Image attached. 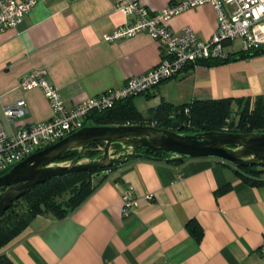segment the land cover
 Instances as JSON below:
<instances>
[{
    "label": "crops",
    "instance_id": "obj_1",
    "mask_svg": "<svg viewBox=\"0 0 264 264\" xmlns=\"http://www.w3.org/2000/svg\"><path fill=\"white\" fill-rule=\"evenodd\" d=\"M178 1L140 0L152 13ZM115 5V0H46L18 28L0 35L2 106L25 100L29 112L21 124L52 117L40 88L21 87L35 70L45 69L73 106L119 89L161 63V47L147 34L104 40L128 20ZM165 26L177 36L190 29L209 42L219 23L215 8L206 4ZM257 97L264 100V55L191 68L134 98V105L150 118L162 105L177 109L198 100ZM117 151L114 147L112 154ZM235 169L217 159L133 160L98 174L100 186L64 220L37 217L0 249V257L14 264H264V167L259 185L246 184ZM225 186L230 190L219 194ZM129 188L138 206L125 217L123 194ZM191 221L203 229L200 241L188 229Z\"/></svg>",
    "mask_w": 264,
    "mask_h": 264
},
{
    "label": "built area",
    "instance_id": "obj_2",
    "mask_svg": "<svg viewBox=\"0 0 264 264\" xmlns=\"http://www.w3.org/2000/svg\"><path fill=\"white\" fill-rule=\"evenodd\" d=\"M46 0H0V35L16 29L39 3ZM116 9L127 22L104 36L108 43L147 34L161 47L162 61L153 70L133 78L119 89L102 93L77 105L68 106L59 90L50 83L47 71H33L21 82L24 90L40 88L52 108V117L36 124L20 122L29 110L25 100L2 106L0 96V173L8 172L30 156L39 153L90 125L94 111L111 109L120 101L146 94L163 82L181 77L188 68L208 59L226 60L235 51H248L264 45V0H180L158 13H152L140 0H115ZM211 4L218 16V30L209 42H202L190 30L172 34L165 23L190 9ZM240 41L241 48L235 50ZM150 199V198H149ZM138 206L133 189L123 194L122 214L128 217ZM264 258V245L261 248Z\"/></svg>",
    "mask_w": 264,
    "mask_h": 264
},
{
    "label": "trees",
    "instance_id": "obj_3",
    "mask_svg": "<svg viewBox=\"0 0 264 264\" xmlns=\"http://www.w3.org/2000/svg\"><path fill=\"white\" fill-rule=\"evenodd\" d=\"M264 55V45L248 51H235L228 59H208L199 66L214 68L225 66L236 61L248 60ZM190 67L187 69H191ZM88 120L91 126H146L171 130L180 133L195 134L203 132L229 133H264V100L261 97L253 99H222L195 101L182 108L162 105L154 111L153 116L146 118L134 105V98L117 103L111 109L92 112ZM156 122V123H155ZM103 143L90 146L84 153L82 160H93L100 156ZM118 150L119 147H116ZM139 153L163 159L166 155L149 150H139ZM78 157V152L62 157L58 162L72 161ZM183 162V161H182ZM178 164L181 162H171ZM225 163V162H224ZM229 164V163H225ZM231 165V164H229ZM232 166V165H231ZM236 167L235 173L246 184H261L259 168ZM114 167L107 170H113ZM107 170L97 172H81L61 179H54L37 186L27 193L0 218V249L20 236L26 228L39 216L52 215L57 220H64L79 208L100 186L95 177ZM7 172L0 173V177ZM230 190L225 186L218 193ZM188 229L200 241L203 229L194 221L188 224ZM0 264H14L6 256L0 257Z\"/></svg>",
    "mask_w": 264,
    "mask_h": 264
},
{
    "label": "water",
    "instance_id": "obj_4",
    "mask_svg": "<svg viewBox=\"0 0 264 264\" xmlns=\"http://www.w3.org/2000/svg\"><path fill=\"white\" fill-rule=\"evenodd\" d=\"M96 143L104 144L101 155L82 163L85 151ZM114 147H119L116 154H112ZM139 150L167 157L159 159ZM74 152H78L76 159L58 162ZM137 159L168 163L217 159L238 168L264 167V133L187 134L153 126H87L30 156L0 177V218L16 201L48 181L81 172L103 171Z\"/></svg>",
    "mask_w": 264,
    "mask_h": 264
},
{
    "label": "rangeland",
    "instance_id": "obj_5",
    "mask_svg": "<svg viewBox=\"0 0 264 264\" xmlns=\"http://www.w3.org/2000/svg\"><path fill=\"white\" fill-rule=\"evenodd\" d=\"M235 50H239L240 48H241V43H240V41H237L236 43H235ZM99 149H102V148H99ZM87 162H89V160H83L82 161V163H87Z\"/></svg>",
    "mask_w": 264,
    "mask_h": 264
}]
</instances>
